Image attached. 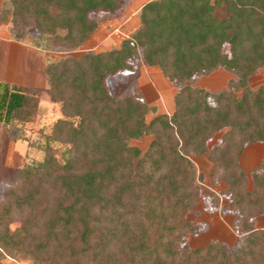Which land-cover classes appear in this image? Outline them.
I'll return each instance as SVG.
<instances>
[{"label":"trees","instance_id":"16d2710c","mask_svg":"<svg viewBox=\"0 0 264 264\" xmlns=\"http://www.w3.org/2000/svg\"><path fill=\"white\" fill-rule=\"evenodd\" d=\"M0 23L23 41L29 27L41 42L76 49L101 16L123 0H8ZM228 49L225 51L224 47ZM136 62L157 66L178 90L171 113H154L132 81L119 95L110 79L137 73ZM222 68L237 75L231 89L209 92L194 79ZM264 68V0H149L139 26L118 48L49 61L46 87L0 82V123L25 141L41 91L59 104L46 134L44 158L0 179V264L23 257L32 264H264V154L249 176L245 147L264 142V84L247 79ZM237 90L241 93L238 95ZM223 130L218 144L208 140ZM150 135L145 150L131 144ZM50 142L65 146L60 160ZM207 154L212 177L223 182L236 212L232 247L216 240L185 245L199 223L186 219L200 186L192 156ZM212 202L219 196L211 193ZM19 220L11 231L10 223Z\"/></svg>","mask_w":264,"mask_h":264},{"label":"rangeland","instance_id":"374dc122","mask_svg":"<svg viewBox=\"0 0 264 264\" xmlns=\"http://www.w3.org/2000/svg\"><path fill=\"white\" fill-rule=\"evenodd\" d=\"M123 1L125 8L124 10L122 9V13L120 11L119 16L116 17V15L109 16L101 14L99 17L101 18L99 33L105 32V25H117L120 19H123L127 15H131L135 9L149 0ZM8 4V0H0V6H8ZM138 23L139 11L137 14H133L128 26L117 25L118 27L114 30L115 32L111 36L103 38L105 43H103V41L99 42L96 45V51H106L117 48L119 46L118 43L121 42L122 39L126 38V35L131 33V28L134 25H138ZM1 24L6 26L9 33L11 32L10 21L2 22ZM38 37L39 36L36 34L35 30L32 27H29L22 42L27 46H34ZM15 46L16 45H12V43H5V39L0 36V80L27 86L42 87L43 85L42 89L46 87L44 65L47 62L68 56H78L79 54L87 51L81 47L70 50L60 46H52L48 41H43L41 42V49L45 51L46 55L44 56L36 48L35 50L37 51L29 49L28 52L24 50L22 52L17 50V48L15 49ZM227 49L228 47L225 46L224 50L226 51ZM141 66V62H136L137 73L134 77H130V75H123V77L120 76L116 79H110L108 82L110 91L114 95H119L132 81L136 84L137 82H140V85L142 82L144 83L141 79V75L139 76L138 73L141 70ZM141 74L143 76L144 73L142 72ZM155 77V81H157L156 83L158 86L164 87L165 90H163L162 96L159 98L158 94L153 95V93L150 94L147 92L148 86H143L144 88H142V90L148 98L145 101L149 105L154 106L156 110L154 113H149L147 115V119H150L157 113L169 114L172 112V109H168V105H173V97L171 96V92L168 89L166 90L168 85L171 84L170 80L165 78L158 68L155 69ZM232 79L236 80L237 75L227 70L220 69L218 72L211 75H207V73H205L200 77H196L191 85L204 86L206 88L205 91L218 92L221 89H231L230 81ZM195 81L197 82L196 85H194ZM172 84L171 86H173V88L170 87V89L176 93L178 87L173 82ZM263 84L264 68L257 69L256 72L250 75L247 79V85L253 90ZM236 93L239 95L241 91L237 90ZM59 116V104L51 101L47 92L41 91L39 95L38 108L33 115V119L24 125V134L26 136L25 141H14V147L9 150L7 147V139L9 137L0 133V179L13 176L16 169L24 164H38L43 160L46 134L49 133L50 125ZM222 132L223 130L216 132L215 135L208 140L209 149L219 143ZM151 138L152 137L150 135H147L139 140H131L130 142L131 144L138 146L141 150H145ZM50 144L55 149L56 156L60 160L61 152L64 150L65 146L58 142H50ZM263 154L264 142H257L245 147L240 157V163L248 176L251 169L260 163ZM8 158H10L9 161ZM191 159L196 171V180L200 186V196L197 200L196 206L186 214V219L198 222L201 229L196 235H189L186 239L185 245L188 247H198L206 245L212 240H216L226 244L230 248L233 246L237 238L235 231V221L237 216L235 211H232L227 207L229 202L228 196L222 193V189L225 188V184L223 182H217L212 177L211 170L213 168V163L208 159L206 153L200 156H192ZM251 185V179L249 176L248 187L250 188ZM1 193L2 190L0 189V194ZM211 193H215L219 196V203L217 205L212 202ZM252 220L256 228H264V214L255 216ZM19 224L20 221L18 219L12 221L10 223L11 231H14ZM1 261L3 264H32L31 259L23 257H5L2 258Z\"/></svg>","mask_w":264,"mask_h":264},{"label":"crops","instance_id":"0c3cea01","mask_svg":"<svg viewBox=\"0 0 264 264\" xmlns=\"http://www.w3.org/2000/svg\"><path fill=\"white\" fill-rule=\"evenodd\" d=\"M143 5V4H142ZM141 5V6H142ZM125 5H123L122 6V8L119 10V12L116 14V17L117 16H119V14H120V11H121V13H122V9L124 10V7ZM141 6L140 7H138L137 9H135V11L133 12V13H131V15H127L126 17H124L123 19H120L119 21H118V23H117V25L119 26H128V24H129V22L131 21V17L133 16V14H137V12L139 11V9L141 8ZM115 17V18H116ZM112 22V21H111ZM110 23V22H109ZM116 24L115 25H111V24H107V25H105L104 26V31L105 32H100L99 33V28L101 27V23H99V25H98V27H97V29L94 31V33L81 45V48H84V50H87V51H96V49H97V44L99 43V42H102L103 41V43H105L104 42V40H103V38H107V37H109V36H111L115 31L114 30H116V28L118 27ZM139 26V23H138V25H134L131 29H132V31L131 32H133V30H135L137 27ZM129 35V34H128ZM128 35H126V36H128ZM0 36L2 37V38H4L5 39V43L6 42H8V43H12V45H16L15 46V49L17 48V50H20V51H22L23 52V50L24 51H26V52H28L29 51V49L30 50H34V51H39L42 55H46L45 54V51L43 50V49H41V48H37V47H35V46H33V45H29V46H27L25 43H23V42H21V41H16V40H14L13 38H11V34L8 32V29L6 28V26L5 25H3V24H1L0 23ZM106 40V39H105ZM119 45H120V42L118 43ZM119 47V46H118ZM117 47V48H118ZM35 48L37 49V50H35ZM142 63V66L140 67V71L138 72L139 73V76L141 75V79L144 81V83L142 82V84L140 85V82H137V84H136V87H137V89H138V91L140 92V94L143 96V98H144V100H147L148 98H147V96L145 95V93L143 92V90H142V88H144L143 86H148V93H150V94H152L153 93V95H156V94H158V97L159 98H161V96H162V93H163V90H165L164 89V87H159L158 86V84L156 83L157 81H155L156 80V77H155V69L156 68H158L157 66H150V65H146V64H144L143 62H141ZM45 66V65H44ZM159 69V68H158ZM220 69H222V68H218V69H216V70H214V71H212V72H209V73H207V75H211V74H213V73H216V72H218ZM224 70V69H223ZM144 73L143 74V76H142V72ZM159 71H160V69H159ZM161 72V71H160ZM161 74H162V72H161ZM163 75V74H162ZM139 76H138V80H139ZM164 76V75H163ZM200 76H202V75H200ZM200 76H198V77H200ZM165 77V76H164ZM154 78V79H153ZM166 78V77H165ZM137 80V81H138ZM0 82H6V83H9V84H12L11 82H7V81H3V80H0ZM14 83V82H13ZM170 83L172 84V82L170 81ZM196 81L194 82V85H196ZM15 84H19V83H15ZM171 84L170 85H168V87L166 88V90L168 89L170 92H171V96L173 97L174 96V93H175V91H172L171 89H170V87L171 88H173V86H171ZM21 85H23V84H21ZM173 85V84H172ZM23 86H27V85H23ZM45 86V85H44ZM28 87H37V86H28ZM42 87H43V85H42ZM42 87H39V88H42ZM196 87H198V88H201V89H204V90H206V88L204 87V86H199V85H196ZM222 90V89H221ZM169 106V110H173V108H172V106L173 105H168ZM166 112H168V111H166ZM0 133H2L4 136H6L5 134H4V132H3V129H2V124L0 123ZM7 137V136H6ZM8 140V145H7V147L9 148V150L11 149V148H13L14 146V144H15V142L13 141V140H11L10 138H8L7 139ZM2 147H3V145H2ZM9 159L10 158H8V161H9ZM8 161H7V163H8ZM5 164H6V162H5ZM4 165V164H3Z\"/></svg>","mask_w":264,"mask_h":264}]
</instances>
